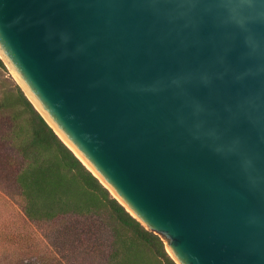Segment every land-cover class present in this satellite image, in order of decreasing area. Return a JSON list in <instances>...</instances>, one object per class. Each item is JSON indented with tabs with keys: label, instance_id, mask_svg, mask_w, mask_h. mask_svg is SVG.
<instances>
[{
	"label": "water",
	"instance_id": "water-1",
	"mask_svg": "<svg viewBox=\"0 0 264 264\" xmlns=\"http://www.w3.org/2000/svg\"><path fill=\"white\" fill-rule=\"evenodd\" d=\"M0 58L177 264H264V0H0Z\"/></svg>",
	"mask_w": 264,
	"mask_h": 264
},
{
	"label": "trees",
	"instance_id": "trees-1",
	"mask_svg": "<svg viewBox=\"0 0 264 264\" xmlns=\"http://www.w3.org/2000/svg\"><path fill=\"white\" fill-rule=\"evenodd\" d=\"M0 66H3L1 58ZM6 112L13 113V118L8 119ZM0 146L11 148L19 157L15 167L6 169L8 156L1 155L0 150V173L11 176L27 219L50 221L72 215L98 217L110 230L105 264H177L159 235L141 225L111 196L19 87L0 97ZM95 227L94 221L87 222L81 232L93 236ZM23 255L19 252L16 258L23 259ZM5 258L0 257V264Z\"/></svg>",
	"mask_w": 264,
	"mask_h": 264
},
{
	"label": "rangeland",
	"instance_id": "rangeland-1",
	"mask_svg": "<svg viewBox=\"0 0 264 264\" xmlns=\"http://www.w3.org/2000/svg\"><path fill=\"white\" fill-rule=\"evenodd\" d=\"M17 87L20 88L14 75L3 62L0 97L6 92H15ZM3 114H7L8 119L13 118V113ZM0 150L1 155L8 156L4 167H15L19 157L11 148L0 146ZM90 221L96 223L93 236L81 232L83 224ZM109 239V227L94 216L72 215L50 221L27 219L11 176L0 173V257L6 256L3 264H105L104 253ZM19 252H23V259L16 258Z\"/></svg>",
	"mask_w": 264,
	"mask_h": 264
}]
</instances>
